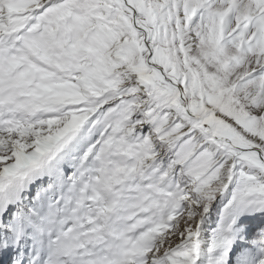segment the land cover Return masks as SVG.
<instances>
[{"label": "snow or ice", "instance_id": "snow-or-ice-1", "mask_svg": "<svg viewBox=\"0 0 264 264\" xmlns=\"http://www.w3.org/2000/svg\"><path fill=\"white\" fill-rule=\"evenodd\" d=\"M0 264H264V0H0Z\"/></svg>", "mask_w": 264, "mask_h": 264}]
</instances>
